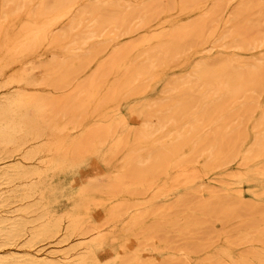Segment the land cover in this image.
Here are the masks:
<instances>
[{
	"label": "rangeland",
	"instance_id": "rangeland-1",
	"mask_svg": "<svg viewBox=\"0 0 264 264\" xmlns=\"http://www.w3.org/2000/svg\"><path fill=\"white\" fill-rule=\"evenodd\" d=\"M51 1L14 0L8 4L0 0V83L18 81L12 88L43 108L38 125L44 134L41 146L46 166L36 179L42 198L30 201L35 211L28 220L44 212L53 219L77 214L80 228L86 233L67 237L68 221L63 220L62 233L40 241L35 249L43 254L52 249L68 251L72 260L85 255L87 264H209L216 260L220 264H251L256 261L252 255H264L261 213L235 211L223 217L199 208L201 203L219 199L230 206L238 203L264 211V151L253 154L251 161L242 165L240 156L224 162L207 161V153L194 144L198 137H209L210 144L220 150L237 139L240 153L250 149L255 124L264 111V47L240 49L237 37L252 35L264 24L260 16L264 0H198L197 4L185 5L182 0H160L165 9L160 8L157 15L162 6L158 0H77L69 12L51 13L43 39L30 43V36L37 32L42 20L41 7ZM92 2L108 6L99 14H85L81 25L71 29L70 21L77 10ZM128 12L133 16L125 23L113 25L107 20ZM94 18L97 24L92 26ZM199 24L203 25L201 31ZM194 28L198 31L193 33L200 32L203 39L200 45L187 44L175 55H156L166 39L175 33L188 34ZM90 29L96 31V37L83 44L82 36ZM56 37L59 41L53 43ZM150 56L155 58L148 64L150 72L138 76L129 88L118 89L117 83L124 82L127 73H133V68ZM260 58L263 61L252 74L254 78L250 75L232 100L223 98L222 109L203 119L200 114L192 119L194 112H190V123L199 124L200 129L198 135H189L190 140L180 151L186 163L182 175H177L179 170L174 168L170 175L151 179L148 174L143 181L136 178L140 171L153 170L150 157L181 135L184 127H174L169 138L158 133L151 145L139 148L134 143L135 134L145 120L156 126L158 115L171 112L172 102L181 97L182 82L198 62L226 59L235 60L237 65ZM113 59L118 60L115 66ZM33 80L40 82L34 86ZM174 86L178 88L173 90ZM178 140L182 141L181 137ZM206 164L209 167L205 168ZM9 251L17 255L28 252L24 246Z\"/></svg>",
	"mask_w": 264,
	"mask_h": 264
},
{
	"label": "bare ground",
	"instance_id": "bare-ground-1",
	"mask_svg": "<svg viewBox=\"0 0 264 264\" xmlns=\"http://www.w3.org/2000/svg\"><path fill=\"white\" fill-rule=\"evenodd\" d=\"M159 1L160 0H158L157 2H159ZM196 1H198V0H182L181 2H182V5H185V4H189L191 2L196 3ZM12 2H14V0H7L8 4L12 3ZM76 2H77V0H52L49 5L45 4L43 7H41V10L39 12V17L42 20L39 22L37 32L36 33L33 32L35 34H33L32 36H30V34H29L30 43L36 44L43 39V31L47 27H49V25H50V21H51L50 14L51 13H53V12L56 13L58 11L69 12L72 9V7L75 5ZM93 3L94 2H92V4L83 5L80 9L77 10V15L74 16L70 21V28L71 29L74 28L75 26L81 25L83 17L85 14H95V13L99 14V12H101L102 9H104L105 7L108 6L105 2L96 3V4L95 3L93 4ZM159 3L161 5L163 4L161 2H159ZM167 3H169V2H167ZM195 3H194V5L197 4V3L196 4ZM201 3H202V1H201ZM217 3H215V5ZM153 4L155 6V3H153ZM160 4L158 6H160ZM250 4H251V2H250ZM255 4L256 3H254V5H253V3H252L253 6H257ZM263 4H262V6H263ZM120 5H119V7H120ZM190 6H191V4H190ZM190 6H187V8ZM217 6H220V5L217 4ZM259 6H261V5H259ZM149 7H151V5ZM168 7H172V6L168 5ZM9 8L10 7L8 6V9ZM137 8H139V7H137ZM160 8H162L163 10L165 9L162 5L161 7H159V9H157L158 11H156V15L160 12ZM19 9H20V7H19ZM39 9H38V11H39ZM172 9H174V7ZM214 9H218V8L215 7ZM255 9L258 10L259 7L255 8ZM261 9H263V8H261ZM7 10L5 9V12ZM9 10H8V12H9ZM13 10H14V8H13ZM134 10H136V9H134ZM144 10H145V8H144ZM152 10L153 9H151V12H152ZM242 10H244V9H242ZM1 11H2V9H1ZM143 11L140 12V14L143 13ZM259 11H261V10H259ZM135 12L137 13V10ZM154 12H153V14L149 12L150 16L155 15ZM217 12H215V13H217ZM248 13H250V12H248ZM211 14H213V13H211ZM134 15H137V14L134 13ZM130 16H133V14L132 13L129 14V12H128L122 16H118V17L113 16L112 18L107 19V20L109 21V23L112 22L113 25L116 23H119V22L122 24V23H125L127 21V18H129ZM260 16L261 17L263 16L262 19L264 22V13L260 12ZM7 17H8V14H7ZM149 17H147V18H149ZM159 17H161V16L159 15ZM236 17H237V15H236ZM154 18H155V16H154ZM154 18H152V19H154ZM149 19L151 20V18H149ZM157 19H158V17H157ZM107 20H106V22H107ZM209 20H210V18H209ZM145 21H147V20L145 19ZM102 23H103V21H102ZM145 23H147V22H145ZM145 23H143V24L145 25ZM92 24H93L92 26L97 24V19L94 18L92 20ZM147 24H149V21ZM150 24H152V23H150ZM140 25H142L141 22H140ZM25 27L26 26H24L22 28H25ZM29 27H30V25H29ZM199 27H200L199 31H201V29L203 28V25L199 24ZM28 28H27V30H28ZM107 28H108V26H107ZM141 28H143V27H141ZM155 30H157V28ZM194 31H198V30L196 28H194L188 34L186 32H185L186 34L175 33L174 35H172L171 37L166 39L164 42H162L158 46V48L156 50V55H158L159 53L160 54L163 53V54H165V56L169 55V54L175 55V54L181 52L184 49V46H186L187 44H189V45L192 44L193 46H194V44L200 45L203 42V39L200 36V32L197 34H194L193 33ZM21 32L22 31H20V33ZM1 33H3V32H1ZM1 33H0V35H1ZM249 33H250V31H249ZM253 33H252V35H247L248 33L242 34V35L239 34L237 37L238 48L243 49V50H254V49L264 47V24L263 25L260 24V26L257 27V30L255 31V33L254 34ZM15 36L16 35H14V37ZM94 37H96V31L91 30V29L87 30L82 36V43L85 44L89 40H91L92 38L94 39ZM16 38H18V37H16ZM158 38H159V36H158ZM99 39H101V38H99ZM139 39H141V37ZM13 40H15V38ZM58 41H59L58 37H56L55 39H52L53 43H58ZM11 42H13V41L11 40ZM21 42H22V40H21ZM130 43H131V41H130ZM14 44H17V43H14ZM121 46L122 45H120V47ZM4 48L6 49V52H7V46ZM134 50H133V52H134ZM9 53H10V51H9ZM0 54H2V52ZM120 54H121V52H120ZM140 54H142V53H140ZM140 54H138V55H140ZM7 55L9 56L10 54H7ZM130 55H131V53H130ZM11 57H12V54H11ZM11 57H10V60H11ZM143 57H141V58H143ZM151 57L152 56L148 57V59L146 60L145 63H141L140 65L135 66L133 68V73H127V75L124 79V82L119 83L117 81L118 82L117 83L118 89H120V90H122L123 88L127 89V88H129L131 83L134 80H136V78L138 76L142 77V76L147 75L151 69V66L148 64L155 60V58L152 59ZM6 58L8 59V57H6ZM116 59H113V61H112L113 66L116 65V62H118V60H116ZM262 61H263V59L260 58V59H257L255 61L249 62V63L237 64V65L235 64V60H226V59H216L210 63H208L206 61L198 62L195 65L192 74L188 77L187 80L182 82L183 86H181L180 91H179L181 97L178 101L172 102L173 108H171V112L158 115V123L156 126H153L154 124L151 125L148 120H145V122L142 125V129L138 133L135 134L134 143H136V146L139 148V147H143L145 145H151L154 142L155 135L158 133H163V134H165L164 137L169 138V137H171V133L174 131L173 130L174 127H179V126L184 127L181 135L177 134L168 143H165L163 145V150L158 151L157 153L153 154L150 157L152 160V165H154L153 167L156 168V170L153 168V170H151V171H140L139 173L136 174V178L138 176V179L143 181L148 174H149L148 176H151V179L155 178L157 176H162L164 174L170 175L172 169H174V168H178V170H179L177 175H179V176L182 175V173L184 172V171H182L183 170L182 168L186 166L185 165L186 163H185L184 157L181 155L180 151L186 146V144L188 143V140H190V139H188L189 135L191 133L198 135V133H199L198 129H200L199 124L190 123L191 118L188 117L190 112L191 111L194 112L193 113L194 117H192V119H194L195 116H197L199 114L201 115V119H203V118L212 116L215 112L222 109V105L224 104V102L222 104H220V101L225 97H231V100H232V97H234L237 93H239V91H241L244 88V86L246 85L245 82L248 80L250 75L253 77L252 74H254L258 70L260 62H262ZM6 62H7V60H6ZM70 63H71V61H70ZM74 66L76 67V65H74ZM152 67H153V65H152ZM126 71L127 70H125V72ZM122 74H124V73H122ZM121 79L119 81H121ZM255 79L257 80V78H255ZM136 81H135V83H136ZM16 82L18 83V81H16V80H8V81H3L0 83V264H87L85 255H81V256L77 257L75 260H72V259H70V254L68 251H59L57 249H52V250L48 251L46 254H43V253H40L41 250L39 251V250L35 249V245L37 243H39L40 241H43L45 239L55 237L56 235H58L63 230V228H62L63 220L68 221V227L65 229V233H66L65 235L67 237L72 238V236L73 237L74 236H81V235H84L86 233H84L82 228H80L79 216L77 214H74V215L68 214V215L63 216L61 218L53 219L52 217H50L49 212H44V213H41L39 216H37L36 219H33V221L28 220V216L33 214L35 211V208H34L35 206L30 205V201L34 200L36 197L38 198V200H40L42 198V195L39 194V192H38L40 182L36 179H39L42 176V174L45 172L44 168L46 166V163H45L46 159H44L45 154L43 156V152H45V151L43 150V148L41 146L42 141H43L42 138H43L44 134L38 125L39 124V121H38L39 118L38 117L40 116L43 108H42L41 104H39L38 102H35L34 99H32L31 97H25L18 90H14L12 88V86ZM39 82H40L39 80H36V81L33 80L31 82V84L36 86L39 84ZM185 84H187V87L184 86ZM117 87L115 86V88H117ZM171 88L173 90H176L178 88V86H174ZM133 91H134V89H133ZM131 95H132V93H131ZM248 98H250V97H248ZM255 98H256V96H255ZM235 104H237V103H235ZM238 107H240V106H238ZM99 127H101V126L99 125ZM55 134H57V133H55ZM180 137H181L182 141L178 140ZM194 142H195L194 143L195 147H197V149H199L202 152L207 153V155H206L207 161L216 160V161H220V162L223 161L224 162V161H227L228 159L232 160V159L240 156L241 164L246 165L251 161L253 154L257 155V153L264 151V111H263L261 118L255 124L254 140L250 146V149H248L247 151H245L243 153H240V150L238 147L239 140H237V139H235L233 141L230 140L228 142V144H226L227 145L226 149L221 148L220 150L215 149V147H216L215 144H213V145L210 144L212 142L209 139V137H205V138L198 137L197 139L194 140ZM109 153L107 155H109ZM125 158H126V156H125ZM148 159L149 158H147V160ZM134 167H131V170ZM206 167H209V165L206 164L205 168ZM131 170H129V172ZM126 178H128V177H126ZM117 181H118V178H117ZM151 181H153V180H151ZM126 182H124V183H126ZM116 192H119V190ZM121 194H122V192L120 193V195ZM126 194H127V192H126ZM115 195H116V193H115ZM130 200H132V199H130ZM22 203H28V204L20 205ZM115 204H118V203H115ZM234 204H236V203H234ZM124 205L125 204H123V206L121 205V207H124ZM127 205H130V204H127ZM199 208L202 212H209V213H213V214L220 213L223 215V217H227L228 215L235 213V211L236 212L240 211V213L247 212L250 214L259 212L264 217V211L260 212V211H258V208H255V207H252L249 205H240L238 203L236 205L232 204V206H230L229 202H226L224 200L219 201V199L214 200V201L212 200V201H209L207 203H201ZM113 210H114V208L112 209V211ZM89 211H91V210H89ZM33 218H35V217H33ZM258 220H259V218H258ZM63 234H64V232H63ZM22 241H24V242L21 245ZM20 246L26 247L28 252H26V253L24 252L23 255H17V254H13L11 251H9L10 249H15V248H18ZM252 259H255L256 261L254 263H251V264H264V255H259V254L258 255H252ZM251 262H252V260H251ZM209 264H220V261L216 260V261L211 262ZM234 264H240V263H234Z\"/></svg>",
	"mask_w": 264,
	"mask_h": 264
}]
</instances>
